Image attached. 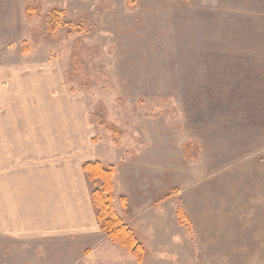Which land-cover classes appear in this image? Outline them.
Here are the masks:
<instances>
[{"label": "rangeland", "instance_id": "rangeland-1", "mask_svg": "<svg viewBox=\"0 0 264 264\" xmlns=\"http://www.w3.org/2000/svg\"><path fill=\"white\" fill-rule=\"evenodd\" d=\"M23 67L41 102L77 106L79 167L113 168L142 246L102 233L74 264H264V0H0V104L13 85L30 101ZM23 250L0 235V264Z\"/></svg>", "mask_w": 264, "mask_h": 264}, {"label": "crops", "instance_id": "crops-1", "mask_svg": "<svg viewBox=\"0 0 264 264\" xmlns=\"http://www.w3.org/2000/svg\"><path fill=\"white\" fill-rule=\"evenodd\" d=\"M20 70L31 84L30 101L18 100L26 97L13 85L6 89L11 99L0 104V235L24 247L29 264H45L46 252L74 264L78 252L103 249L105 241L79 167L86 151L77 106L62 99L41 102V69ZM142 215L134 217L137 224L128 220L134 231L143 227Z\"/></svg>", "mask_w": 264, "mask_h": 264}, {"label": "trees", "instance_id": "trees-1", "mask_svg": "<svg viewBox=\"0 0 264 264\" xmlns=\"http://www.w3.org/2000/svg\"><path fill=\"white\" fill-rule=\"evenodd\" d=\"M60 12L52 11L49 18L58 23ZM88 181L94 186L90 192V200L95 209L96 220L99 229L112 243L124 248L127 252L141 262L140 253L142 246L134 232L121 220L113 207V168H104L99 162H89L82 166ZM177 215L186 218L184 212L176 209ZM187 225V224H186Z\"/></svg>", "mask_w": 264, "mask_h": 264}]
</instances>
